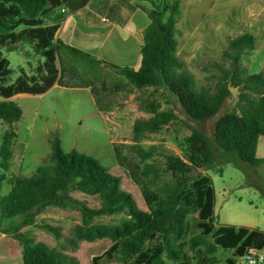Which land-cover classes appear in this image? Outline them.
Returning a JSON list of instances; mask_svg holds the SVG:
<instances>
[{
    "label": "trees",
    "instance_id": "trees-1",
    "mask_svg": "<svg viewBox=\"0 0 264 264\" xmlns=\"http://www.w3.org/2000/svg\"><path fill=\"white\" fill-rule=\"evenodd\" d=\"M89 1L0 0V122L9 128L0 137V190L10 168L15 141L11 127L22 116L20 107L10 99L20 94L42 95L55 84L77 87L62 82L64 70L56 68L61 44L55 35L65 17L84 9ZM145 12L149 25L143 30L137 71L94 61L75 50L71 54L109 67L138 92L160 91L167 105L176 103L195 123L214 118L230 97L229 87L238 89L233 108L214 124V142L220 151L236 155L250 167L264 165V159L256 157L258 139L264 137V75L241 78L244 71L240 66L242 54L255 47L254 37L245 33L229 41L227 51L222 53V58L230 63L229 70H222L213 89H197L193 76L177 55L178 0H165L162 7ZM21 44L32 45L43 62L37 75L28 76L20 68L19 77L6 84L11 70L3 51L16 52ZM80 88L90 89L98 112L106 111L99 107L90 85ZM143 112L147 117L132 124V144L112 143V150L116 164L139 188L147 211L121 189L120 177L89 155L76 150L64 152L58 135L51 134L49 153L42 165L29 177L11 179L10 191L0 202V232L23 247V264H80L76 256L80 245L103 239L111 244L101 255L93 256L91 264L104 260L122 264H214L213 254L218 248L233 252L225 264H236L235 259L247 249L264 248L262 231L215 224L212 182L200 174L215 158L207 136L191 129L183 139V156L164 154L159 163L155 159L159 147L144 149L139 141L172 125L178 117L155 100H146ZM164 175L169 179L158 185ZM76 193L96 198L98 206L89 207L74 197ZM50 206L80 214L81 223L73 227L69 237L64 238L58 226L35 224V218ZM115 214H123L126 219L119 224L94 223L96 218ZM27 226L40 227L56 241L63 239V243H58L57 249L49 248L21 231Z\"/></svg>",
    "mask_w": 264,
    "mask_h": 264
},
{
    "label": "rangeland",
    "instance_id": "rangeland-1",
    "mask_svg": "<svg viewBox=\"0 0 264 264\" xmlns=\"http://www.w3.org/2000/svg\"><path fill=\"white\" fill-rule=\"evenodd\" d=\"M164 2L165 0L162 4ZM234 36L222 38L220 43L207 42V53L201 52L186 60L185 68L193 76L197 89L202 87L213 89L222 76V70H229L230 63L222 58V53L227 51V44L236 38ZM195 53V49L192 48L189 55ZM3 55L8 60L11 70L6 84L13 83L19 77L20 68H23L28 76L37 75V68L43 62L30 44L19 45L16 52L3 51ZM24 61L26 64H23ZM30 66L32 69H29ZM240 66L244 71L241 78L257 73L264 75V49L243 53ZM56 67L63 68L62 82L66 85L77 87L90 85L97 95L99 107L106 111L100 113L96 110L89 88L87 90L59 88L40 96H17L13 101L20 107L22 116L12 127L17 142L14 149V164L17 170L12 174V178L15 177L14 174L16 177L33 175L49 153V136L57 134L64 152L76 150L97 159L111 174L120 177L121 189L135 198L140 209L147 211L139 188L132 182L128 173L116 164L112 143L132 144L131 128L134 120L147 117L143 112L144 103L146 100H155L163 109H172L178 120L167 128H162L157 134L140 140L139 145L144 149L151 145L158 146L155 159L161 163L164 154L183 156L185 152L183 139L189 135L191 129L203 132L215 152L213 162L202 170H205V174L213 181L216 192L215 213L219 216L216 221L222 225L227 223L249 225L264 231V165L253 168L242 163L236 155L220 151L213 139L214 124L224 112L233 108L237 101L238 89L235 88L230 93V97L214 118L195 123L183 114L176 103L171 102L167 105L160 91L136 90L130 97L127 80L109 67L88 62L63 50L59 51ZM2 124L0 123V137L9 129L8 127L5 129L6 125ZM9 176L10 173H7L6 180L2 183L0 198L6 197L10 189ZM168 179V175L162 176L158 185ZM74 197L84 201L89 207L98 206L96 198L77 193ZM125 219L126 216L123 214L106 215L96 218L94 223L119 224ZM80 223L81 216L77 211L52 207L41 215L37 225L58 226L66 238L71 235L73 227ZM190 223L193 224V221ZM27 230L28 236L45 243L49 248L57 249L58 243H63V239L56 241L52 234L40 227ZM105 241L108 239L85 243L94 249L88 253L91 247L89 246L77 251L76 256L80 264H88L93 256L101 255L104 252L102 244ZM232 256V251L218 248L213 254L214 264H225ZM100 264L122 263L104 260Z\"/></svg>",
    "mask_w": 264,
    "mask_h": 264
},
{
    "label": "crops",
    "instance_id": "crops-1",
    "mask_svg": "<svg viewBox=\"0 0 264 264\" xmlns=\"http://www.w3.org/2000/svg\"><path fill=\"white\" fill-rule=\"evenodd\" d=\"M178 2L180 13L175 24V38L177 55L183 63L196 54L206 52L207 42L220 43L222 38L225 39L229 35H235L234 37L237 38L245 33H250L255 39L253 51L264 49V0H178ZM162 3L163 0H90L84 9L65 17L55 35V40L61 44L60 49L69 54H71V50H75L89 55L94 61L105 62L117 67H128L137 71L141 61L140 48L143 30L149 25L145 10L157 9L163 5ZM211 47L213 48V46ZM192 48L196 53L189 55ZM23 64L26 62L24 61ZM56 68L58 69V67ZM29 69L32 67L30 66ZM59 88L81 89L80 87H62L55 84L44 94ZM88 91L90 92V90ZM129 91L131 97L136 90L130 86ZM22 95L26 94L16 95L10 100L13 101L17 96ZM94 105L98 110L95 101ZM4 127L6 129L7 126ZM16 143L15 140L10 168L7 172L10 173L9 184L13 179L12 174L17 170L14 164ZM256 157L264 159V137L258 139ZM202 169L200 173L207 176L205 170ZM14 176L16 177L15 174ZM210 180L213 186V181L211 178ZM3 198L5 197L0 199ZM215 205L216 192L214 190L213 216L217 226L256 229L249 225L236 223L220 224L218 220L216 221L219 216L215 213ZM52 207H47L46 210ZM43 213L35 218V224H39ZM17 221L18 219H15V222ZM33 227H23L21 231L27 235V229ZM110 244L109 240L103 242L104 251ZM89 246L91 245L82 243L80 249ZM92 249L94 247L91 246L87 252L89 253ZM22 255L23 247L19 242L0 232V264H23Z\"/></svg>",
    "mask_w": 264,
    "mask_h": 264
},
{
    "label": "built area",
    "instance_id": "built-area-1",
    "mask_svg": "<svg viewBox=\"0 0 264 264\" xmlns=\"http://www.w3.org/2000/svg\"><path fill=\"white\" fill-rule=\"evenodd\" d=\"M60 11L65 13L64 9H61ZM262 262H264V248H249L236 260V264H261Z\"/></svg>",
    "mask_w": 264,
    "mask_h": 264
},
{
    "label": "water",
    "instance_id": "water-1",
    "mask_svg": "<svg viewBox=\"0 0 264 264\" xmlns=\"http://www.w3.org/2000/svg\"><path fill=\"white\" fill-rule=\"evenodd\" d=\"M234 90H235V88L229 87L230 93L233 92Z\"/></svg>",
    "mask_w": 264,
    "mask_h": 264
}]
</instances>
